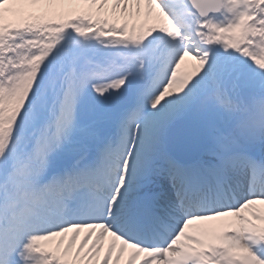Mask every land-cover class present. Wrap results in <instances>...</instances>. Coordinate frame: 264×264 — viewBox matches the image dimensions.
<instances>
[{
  "label": "snow or ice",
  "instance_id": "snow-or-ice-1",
  "mask_svg": "<svg viewBox=\"0 0 264 264\" xmlns=\"http://www.w3.org/2000/svg\"><path fill=\"white\" fill-rule=\"evenodd\" d=\"M0 264H264V0H0Z\"/></svg>",
  "mask_w": 264,
  "mask_h": 264
},
{
  "label": "bare ground",
  "instance_id": "bare-ground-1",
  "mask_svg": "<svg viewBox=\"0 0 264 264\" xmlns=\"http://www.w3.org/2000/svg\"><path fill=\"white\" fill-rule=\"evenodd\" d=\"M129 23H130V27L132 23H135L137 25V29H139L140 24L143 23V18H141L140 20L130 21ZM191 65H192V62H186V64L182 66V71L191 70ZM83 235L84 233H81V237H83Z\"/></svg>",
  "mask_w": 264,
  "mask_h": 264
}]
</instances>
